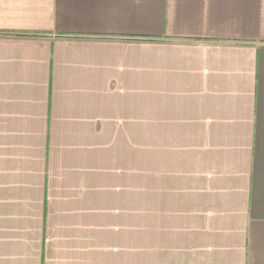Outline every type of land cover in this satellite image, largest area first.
I'll return each mask as SVG.
<instances>
[{"label": "crops", "instance_id": "0c3cea01", "mask_svg": "<svg viewBox=\"0 0 264 264\" xmlns=\"http://www.w3.org/2000/svg\"><path fill=\"white\" fill-rule=\"evenodd\" d=\"M0 264H264V0H0Z\"/></svg>", "mask_w": 264, "mask_h": 264}]
</instances>
